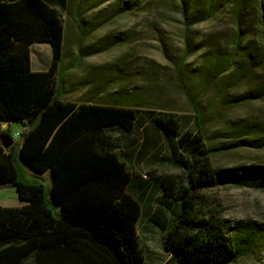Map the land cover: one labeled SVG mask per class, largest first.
<instances>
[{
    "label": "trees",
    "instance_id": "1",
    "mask_svg": "<svg viewBox=\"0 0 264 264\" xmlns=\"http://www.w3.org/2000/svg\"><path fill=\"white\" fill-rule=\"evenodd\" d=\"M232 1L207 0L196 9L192 5L188 25L209 20ZM236 1L239 20L245 0ZM256 3L257 39L236 34L229 54L213 50L201 70L191 71L190 87L181 86L192 112L189 129L175 113L153 107L149 96L136 101L121 92H97L79 104L59 99L66 0H0V130L10 123L23 129L18 155L12 146L3 149L0 144V187H14L21 203L0 207V264H146L137 233L146 182L120 153L121 138L136 129L158 135L166 161L183 176V186H173L167 177L159 181L161 196L177 205L163 238L169 256L164 264H234L248 251L250 240L261 237L263 230L246 228L229 237L219 221L200 211V192L220 184L264 189V165L213 168L201 129L219 121L223 108L264 98V0ZM108 20L102 18L94 28ZM116 39H105L82 55L100 53ZM188 42L186 35L184 58L190 54ZM33 44L51 47L47 70H31ZM178 67L183 71V62ZM222 77L227 79L218 83L216 107L204 110L202 99ZM244 83L250 85L245 92L228 94ZM230 134L239 148L264 147V135L255 125L239 126ZM19 162L35 173H49V198L58 205V214L44 185L24 181ZM134 191L140 195L135 197Z\"/></svg>",
    "mask_w": 264,
    "mask_h": 264
},
{
    "label": "rangeland",
    "instance_id": "2",
    "mask_svg": "<svg viewBox=\"0 0 264 264\" xmlns=\"http://www.w3.org/2000/svg\"><path fill=\"white\" fill-rule=\"evenodd\" d=\"M206 3L207 0H66L65 10L61 12L63 56L56 81L59 99L79 104L97 92L102 95L121 92L136 101L149 96L153 107L170 110L191 129L193 125L187 120L192 114L191 107L181 90V86L190 87L191 71L201 70L213 50L220 55L229 54L236 34L242 38L246 36V40H255L259 36L256 0H245L240 4L239 20L235 8L238 1L233 0L218 7V12L209 20L189 26L192 5L196 9L205 7ZM104 17L109 19L108 22L94 28ZM186 35L190 54L184 58ZM115 37L119 38L115 40L117 42L102 52L82 55L87 48ZM30 61L32 71L47 70L52 62L51 47L33 44ZM182 62L183 71H180L178 66ZM225 79L222 77L212 84L201 101L204 110L216 107L218 83ZM249 86L247 83L236 86L228 94L243 93ZM244 125H255L264 135V98L223 108L219 121L205 124L201 129L205 144L211 150L213 168L264 165V147L239 148L235 145L237 140L230 133ZM22 131V126L15 123L0 130V135L11 138V150L16 155ZM115 136L119 137V134ZM146 141L147 147L143 149ZM120 153L127 156L128 167L146 182L137 227L144 261L146 264H164L169 256L163 250V238L171 226L177 205L170 198L161 196L159 181L167 177L173 186H183V176L166 161L167 150L161 138L150 129H136L122 137ZM140 154H143L142 158ZM19 165L24 181L44 185L50 207L58 214V205L49 198V173H35L20 162ZM139 195L134 191L135 197ZM200 196L203 197L200 211L219 221L229 237L246 228L263 230L261 237L250 240L248 251H242L234 264H264V189L220 184L200 192ZM19 206L15 188L0 187V207Z\"/></svg>",
    "mask_w": 264,
    "mask_h": 264
},
{
    "label": "water",
    "instance_id": "3",
    "mask_svg": "<svg viewBox=\"0 0 264 264\" xmlns=\"http://www.w3.org/2000/svg\"><path fill=\"white\" fill-rule=\"evenodd\" d=\"M0 144L3 149H9V147L12 145V140L9 136L2 134L0 135Z\"/></svg>",
    "mask_w": 264,
    "mask_h": 264
},
{
    "label": "crops",
    "instance_id": "4",
    "mask_svg": "<svg viewBox=\"0 0 264 264\" xmlns=\"http://www.w3.org/2000/svg\"><path fill=\"white\" fill-rule=\"evenodd\" d=\"M86 99V98H85ZM6 126V124L2 125L1 129H3Z\"/></svg>",
    "mask_w": 264,
    "mask_h": 264
},
{
    "label": "built area",
    "instance_id": "5",
    "mask_svg": "<svg viewBox=\"0 0 264 264\" xmlns=\"http://www.w3.org/2000/svg\"><path fill=\"white\" fill-rule=\"evenodd\" d=\"M16 136H18V134H16Z\"/></svg>",
    "mask_w": 264,
    "mask_h": 264
}]
</instances>
